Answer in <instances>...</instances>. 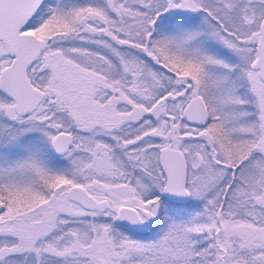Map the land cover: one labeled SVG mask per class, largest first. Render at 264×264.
I'll list each match as a JSON object with an SVG mask.
<instances>
[{
	"label": "snow or ice",
	"instance_id": "obj_1",
	"mask_svg": "<svg viewBox=\"0 0 264 264\" xmlns=\"http://www.w3.org/2000/svg\"><path fill=\"white\" fill-rule=\"evenodd\" d=\"M0 264H264V0H0Z\"/></svg>",
	"mask_w": 264,
	"mask_h": 264
}]
</instances>
